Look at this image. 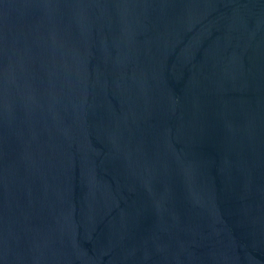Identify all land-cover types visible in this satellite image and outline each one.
<instances>
[{
  "label": "water",
  "instance_id": "1",
  "mask_svg": "<svg viewBox=\"0 0 264 264\" xmlns=\"http://www.w3.org/2000/svg\"><path fill=\"white\" fill-rule=\"evenodd\" d=\"M0 264H264V0H0Z\"/></svg>",
  "mask_w": 264,
  "mask_h": 264
}]
</instances>
